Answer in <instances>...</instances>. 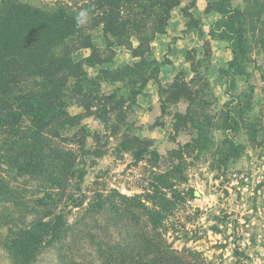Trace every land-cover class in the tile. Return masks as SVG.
Wrapping results in <instances>:
<instances>
[{
    "label": "rangeland",
    "instance_id": "obj_1",
    "mask_svg": "<svg viewBox=\"0 0 264 264\" xmlns=\"http://www.w3.org/2000/svg\"><path fill=\"white\" fill-rule=\"evenodd\" d=\"M225 1L236 11L195 0L188 18L182 8L190 0H177L165 32L155 34L146 53L133 56L115 46V55L124 53L120 64L82 65L87 78L70 80L64 92L67 111L82 118L61 131L60 145L74 154L63 192L86 202L97 194H143L153 175L166 172L174 188L196 192L168 215L178 230L168 235L178 248L195 249L212 264H264V0ZM217 19L238 34L235 71L227 36L211 31ZM100 28L89 32L93 44ZM90 52L78 48L71 57L82 62ZM99 54L96 60L108 53ZM227 111L238 124L228 134L242 146L233 157L222 128ZM12 160L0 136V176L17 195L48 192L49 181L19 173ZM235 245L243 255H234Z\"/></svg>",
    "mask_w": 264,
    "mask_h": 264
},
{
    "label": "trees",
    "instance_id": "obj_2",
    "mask_svg": "<svg viewBox=\"0 0 264 264\" xmlns=\"http://www.w3.org/2000/svg\"><path fill=\"white\" fill-rule=\"evenodd\" d=\"M217 1L225 11H236L225 0ZM176 4L177 0H8L0 6V136L19 173L44 177L52 185L43 196L31 199L17 195L0 176V264H212L199 251L178 248L170 239L169 230L174 236L178 232L168 224L170 210L196 192L177 190L166 172L153 175L143 194H97L86 202L84 195L63 192L72 173L68 158L74 154L60 145L61 131L82 118L66 109L68 82L87 78L83 64L95 67L111 61L115 46H124L133 56L146 53L155 34L165 32ZM194 4L190 0L182 8L184 16L192 17ZM82 9L89 10V18L77 27L75 18ZM97 25L106 42L103 48L93 44L89 33ZM216 30L228 38L230 68L235 71L242 51L238 34L220 19L213 23L211 31ZM78 48L91 49L82 62L71 57ZM101 52L108 54L96 60ZM228 84L232 88L234 81ZM82 106L88 111L87 104ZM237 126L227 111L223 131L233 134ZM227 141L229 156H237L241 144L233 135ZM21 205L25 209H18ZM233 253L243 255L239 245Z\"/></svg>",
    "mask_w": 264,
    "mask_h": 264
},
{
    "label": "crops",
    "instance_id": "obj_3",
    "mask_svg": "<svg viewBox=\"0 0 264 264\" xmlns=\"http://www.w3.org/2000/svg\"><path fill=\"white\" fill-rule=\"evenodd\" d=\"M95 37H97V40H93L94 41V44H95V46H97V47H102L103 45H105V39H104V36L103 35H100V36H95ZM122 54H124V53H121V52H117V54L115 55V57H114V59L113 60H111V62L110 63H114V64H120L121 62V59L124 57Z\"/></svg>",
    "mask_w": 264,
    "mask_h": 264
},
{
    "label": "clouds",
    "instance_id": "obj_4",
    "mask_svg": "<svg viewBox=\"0 0 264 264\" xmlns=\"http://www.w3.org/2000/svg\"><path fill=\"white\" fill-rule=\"evenodd\" d=\"M89 18V10L88 9H82L76 16V24L77 27H81L84 24L87 23Z\"/></svg>",
    "mask_w": 264,
    "mask_h": 264
}]
</instances>
